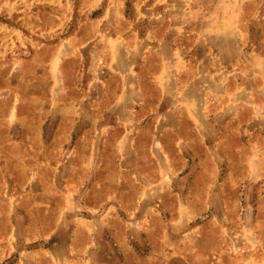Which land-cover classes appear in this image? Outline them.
Masks as SVG:
<instances>
[{"label":"rangeland","instance_id":"1","mask_svg":"<svg viewBox=\"0 0 264 264\" xmlns=\"http://www.w3.org/2000/svg\"><path fill=\"white\" fill-rule=\"evenodd\" d=\"M0 264H264V0H0Z\"/></svg>","mask_w":264,"mask_h":264}]
</instances>
